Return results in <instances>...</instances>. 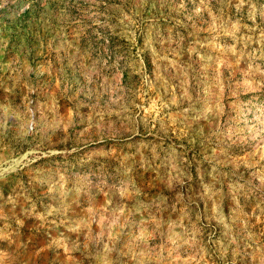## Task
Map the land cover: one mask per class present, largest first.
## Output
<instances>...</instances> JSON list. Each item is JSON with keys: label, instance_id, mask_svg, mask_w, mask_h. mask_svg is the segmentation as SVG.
Instances as JSON below:
<instances>
[{"label": "rangeland", "instance_id": "374dc122", "mask_svg": "<svg viewBox=\"0 0 264 264\" xmlns=\"http://www.w3.org/2000/svg\"><path fill=\"white\" fill-rule=\"evenodd\" d=\"M0 264H264V0H0Z\"/></svg>", "mask_w": 264, "mask_h": 264}]
</instances>
